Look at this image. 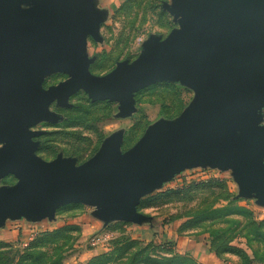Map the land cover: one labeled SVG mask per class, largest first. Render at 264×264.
<instances>
[{
  "label": "water",
  "instance_id": "95a60500",
  "mask_svg": "<svg viewBox=\"0 0 264 264\" xmlns=\"http://www.w3.org/2000/svg\"><path fill=\"white\" fill-rule=\"evenodd\" d=\"M176 27L151 34L134 60L103 75L88 41L102 40L106 11L96 0H0V227L7 219L54 220L68 204L94 207L105 224L150 221L142 197L186 169L232 170L240 197L264 205V0H171ZM68 78L48 88L47 75ZM158 82L194 92L173 119H161L124 150V131L108 136L88 160L37 154L41 122L71 107L84 91L118 103L117 118L136 111V94Z\"/></svg>",
  "mask_w": 264,
  "mask_h": 264
},
{
  "label": "rangeland",
  "instance_id": "374dc122",
  "mask_svg": "<svg viewBox=\"0 0 264 264\" xmlns=\"http://www.w3.org/2000/svg\"><path fill=\"white\" fill-rule=\"evenodd\" d=\"M109 1L101 28L102 40L88 41L87 55L97 56L91 66L103 75L119 61L134 60L151 34L164 37L176 27L163 8L171 0ZM68 78L64 73L45 77L43 86ZM194 92L179 84L158 82L136 94V111L117 118L118 103L93 102L84 91L71 96V107L51 110L59 122H41L37 154L45 160L58 155L91 158L103 141L124 131L123 149L133 146L150 125L179 116ZM1 145V144H0ZM14 176L0 182L13 185ZM233 171L186 169L144 195L138 211L150 221L113 220L105 224L94 207L68 204L54 220L31 222L7 219L0 227V264H210L214 255L223 264H264V205L240 197Z\"/></svg>",
  "mask_w": 264,
  "mask_h": 264
},
{
  "label": "crops",
  "instance_id": "0c3cea01",
  "mask_svg": "<svg viewBox=\"0 0 264 264\" xmlns=\"http://www.w3.org/2000/svg\"><path fill=\"white\" fill-rule=\"evenodd\" d=\"M97 2V6L99 9H107V6L109 5V1H105V0H96ZM205 258H207V262L210 263V264H223L222 261H220L219 259L215 258L214 255H207Z\"/></svg>",
  "mask_w": 264,
  "mask_h": 264
},
{
  "label": "flooded vegetation",
  "instance_id": "af4514ba",
  "mask_svg": "<svg viewBox=\"0 0 264 264\" xmlns=\"http://www.w3.org/2000/svg\"><path fill=\"white\" fill-rule=\"evenodd\" d=\"M92 65H93V64H92ZM92 65H91V66H92ZM91 72H92V71H91ZM92 73H93V72H92ZM93 74H94V73H93ZM96 75H98V74H96ZM61 82H62V81H61ZM59 83H60V82H59ZM49 87H50V86H49ZM45 88H48V87H45ZM32 129L35 130V131H39V130L35 129L34 127H33ZM39 137H40V136H39ZM39 137L35 138V140H36V141H39V140H38Z\"/></svg>",
  "mask_w": 264,
  "mask_h": 264
}]
</instances>
